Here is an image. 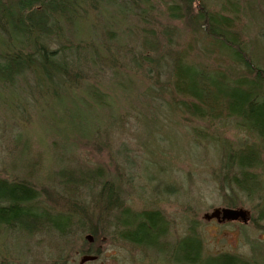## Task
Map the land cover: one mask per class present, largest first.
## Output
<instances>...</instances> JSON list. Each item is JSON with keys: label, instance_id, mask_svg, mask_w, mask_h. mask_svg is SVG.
<instances>
[{"label": "trees", "instance_id": "obj_1", "mask_svg": "<svg viewBox=\"0 0 264 264\" xmlns=\"http://www.w3.org/2000/svg\"><path fill=\"white\" fill-rule=\"evenodd\" d=\"M261 21L264 0H0V94L14 97L17 103L35 101V97L51 102L69 98L67 103L73 107H67L62 118L65 127H55L50 134L51 151L61 153L73 148L75 138L95 137L100 147V137L108 128L87 122L90 108L94 112L102 109L103 116L98 117L108 126L123 120L124 113L150 111L153 100L148 87L136 107L131 102L126 105V99L113 103L105 95L91 105L92 97L103 94L104 81L122 96L120 88L126 90V81L140 76L149 87L158 88V98L163 99L169 117L176 123L182 118L196 138L217 145L219 168L214 180L220 190L232 195L226 208H238L236 195L257 196L263 202L257 223L264 229V59L258 55L264 41L257 36L264 28ZM115 25L124 27L121 35L125 39L115 33L119 31L109 29ZM101 27L107 30H102L104 39L99 40L94 36ZM115 36L116 41L112 40ZM124 41H139L140 47H131L126 53ZM120 66L134 74H121ZM165 66L168 79L164 83L160 74ZM109 69L116 75L106 79ZM76 92H80L79 98L74 97ZM51 118L53 123L57 119L61 123L60 117ZM135 123L141 125L138 118ZM234 130L243 137L236 141L226 138ZM30 145L33 143L28 152L33 150ZM74 155L73 151L53 165L57 170L42 174L48 183L58 186L61 195L49 193L43 181L39 182L51 201L68 196L63 198L69 200L67 213L36 204L42 193L29 180L39 177L38 168L44 163L27 158L32 167L22 178L0 180V226H8L7 232L15 235L32 236L37 230H47L65 237L74 229L76 218L90 224L83 233L95 241L112 238L155 248L169 254L170 263L203 264L208 259L213 264L216 260L217 264H252L231 254L205 257L202 242L194 234L167 250L169 243L158 241L170 229L164 213L156 208L136 212L125 206L119 199L122 189L108 172L97 165H70ZM97 187V208L91 214L74 198ZM155 194L159 197L161 192ZM87 249L82 255L93 254Z\"/></svg>", "mask_w": 264, "mask_h": 264}, {"label": "rangeland", "instance_id": "obj_2", "mask_svg": "<svg viewBox=\"0 0 264 264\" xmlns=\"http://www.w3.org/2000/svg\"><path fill=\"white\" fill-rule=\"evenodd\" d=\"M115 12L119 13L118 10ZM116 19L121 25L119 19ZM261 22L264 25V21ZM112 27L110 26L109 29L119 31L115 33H119L118 37L125 39L121 35L125 31L124 27L119 29L116 25L115 28ZM98 30L100 32L94 38L104 39V36L100 35L102 30L107 29L101 27ZM259 32L263 34L264 28ZM260 34L258 33V38L261 36L264 41V37ZM118 37L115 36L112 40L116 41ZM109 42L111 46H115V42ZM124 43H126V53L132 50L131 47L136 50L140 47L139 41L129 43L124 41ZM263 44L258 49L260 50L258 55L262 56V59H264ZM126 58L127 56H122L123 60ZM167 70L165 66L160 74V80L164 83L168 79ZM114 72L115 70L109 69L105 73L106 79L114 78L116 75ZM119 72L127 76L134 74L130 71L126 72V69L121 66ZM119 78L117 74V79ZM126 82L124 85L126 90L123 91L120 88L122 92L120 96L118 91L110 89L109 82L104 81L100 89L103 94L92 97L91 105L99 96L105 95L110 96V101L113 103L116 100L126 99V105L131 102L136 107L143 102L142 94L148 87L152 89V95L147 94V97L150 96L153 100L151 110L140 112L136 109L130 114L122 113L123 120L108 126V122L106 124L98 117L103 116L102 109H96L97 111L94 112L90 108L91 112L87 113L90 120L87 122H93L94 126L101 129L108 128L107 134L100 137L102 140L100 147L96 145L95 137L75 138L73 148H68L61 153L51 151L53 136L50 137V134L55 127H65L62 118L67 114V107H73L70 102L67 103L69 98L51 102L35 97V101L17 103L14 97L0 94V180L12 181L22 178L26 173L25 170L32 167L26 161L28 158V161H34L32 163H44V166L38 168L40 169L39 177H35L34 182L32 180L29 182L37 186L39 193H42L44 188L39 185L42 180L49 189V193L61 195L58 186L55 183L53 185L48 183L47 176L42 174L49 172V169L50 172L53 169L57 170L52 168L53 165L59 164L61 160L67 158L66 155L74 151L75 157L70 159V165L84 168L101 166L108 172L111 181L116 182L117 188L122 189L119 199L125 206H130L136 212L156 208L164 213V217L169 221L170 229L158 241L166 244L168 242L167 250L169 245H176L177 240L194 234L202 242V253L205 257L231 254L252 264H264V229L258 225L260 221H257L258 211L263 202H260L257 196L250 199L244 195H236L235 198L239 204L235 209L241 208L249 213V222L245 225L242 222L219 223L215 219L206 220L205 215H210L217 209L226 208V202L229 196H232L220 190L214 180L215 172L219 168L217 145L196 138L182 118L176 123L173 117H169L168 110L163 105V99L158 98L157 87L152 85L149 87L140 76L130 78ZM79 93L76 92L74 97L79 98ZM22 103L24 105H20ZM20 109H25V112L23 113ZM115 115L119 114L115 113ZM53 116L60 117L61 123L58 119V123H53L51 120ZM137 118L140 126L135 123ZM165 137H167L166 141ZM242 137L236 134L235 130L228 131L226 134V138L234 141ZM30 142L33 143L30 145L33 146V150L28 152ZM33 166L36 167V164ZM99 190L98 187L94 188L82 194L80 198H74L75 202L86 205L88 212L94 214L97 208L95 198ZM174 190L176 192H173ZM47 192L40 194L41 199H37L36 204L40 203V207L67 213L69 200L64 199L68 196L63 194L64 199L51 201L47 199ZM156 192H161L159 197H156ZM73 224L74 229L65 237L56 231H50V233L47 230H37L32 236L23 233L15 235L14 232V234L7 232L8 226L1 225L0 263L6 264V260H11L13 264H81L84 256L82 253L90 245L85 238L87 233L83 231L90 224L86 225V222L76 218L73 219ZM105 239L101 241L102 243L94 241L91 252L94 255L100 250L99 257L85 264H174L168 261L169 254L158 249L136 246L120 239ZM212 262V260L209 262L208 259H203V264H213Z\"/></svg>", "mask_w": 264, "mask_h": 264}, {"label": "water", "instance_id": "obj_3", "mask_svg": "<svg viewBox=\"0 0 264 264\" xmlns=\"http://www.w3.org/2000/svg\"><path fill=\"white\" fill-rule=\"evenodd\" d=\"M205 219L211 221L213 219L217 220L219 223L225 222H242V224H248L249 222V213L244 209H230L223 208L217 209L210 215H205ZM86 240L90 243L93 242L94 238L91 235H87ZM97 260L96 256L85 255L82 257L81 264L92 262Z\"/></svg>", "mask_w": 264, "mask_h": 264}, {"label": "flooded vegetation", "instance_id": "obj_4", "mask_svg": "<svg viewBox=\"0 0 264 264\" xmlns=\"http://www.w3.org/2000/svg\"><path fill=\"white\" fill-rule=\"evenodd\" d=\"M91 236H92V235H91ZM92 237H93V236H92ZM94 241H95V239L93 240L92 243H89L90 245H89L88 247H90V248L87 249L88 252H91V251H92L91 249H92L93 246H91V245L95 243ZM104 242H105V241H104ZM96 251H97V249H96ZM97 252L99 253L100 250H98ZM87 255H89V254H87ZM84 256H85V255H84ZM90 256H91V255H90ZM92 256H96V255H92ZM96 257H97V259H98L99 255H97ZM3 261H4V260H3ZM3 261H1V262H3ZM0 264H4V263H0ZM6 264H13V262H11V260H8V261L6 260Z\"/></svg>", "mask_w": 264, "mask_h": 264}, {"label": "bare ground", "instance_id": "obj_5", "mask_svg": "<svg viewBox=\"0 0 264 264\" xmlns=\"http://www.w3.org/2000/svg\"><path fill=\"white\" fill-rule=\"evenodd\" d=\"M94 238V237H93Z\"/></svg>", "mask_w": 264, "mask_h": 264}]
</instances>
